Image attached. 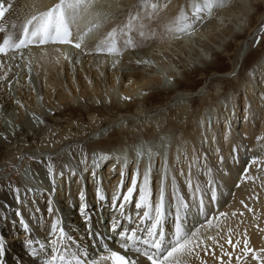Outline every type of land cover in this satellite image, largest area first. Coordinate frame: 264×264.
Returning a JSON list of instances; mask_svg holds the SVG:
<instances>
[{
	"label": "bare ground",
	"instance_id": "6f19581e",
	"mask_svg": "<svg viewBox=\"0 0 264 264\" xmlns=\"http://www.w3.org/2000/svg\"><path fill=\"white\" fill-rule=\"evenodd\" d=\"M122 1L127 6H131L136 0ZM3 2L7 5L8 0H3ZM55 2L56 0H13L12 9L6 13L5 19L9 21L22 20L25 15L32 11L33 6L46 8ZM196 2L202 3V0H171L168 9L163 12L165 15L177 14L180 6H185L191 11V6ZM260 7L264 8V0H232L229 7L215 10L211 17L213 22L225 29H229L231 25L228 24L230 20H227V18L231 17L233 13L238 15L235 30L230 31L231 34H235L234 38L232 37L230 41L216 46L206 42V39L210 40L208 34L206 36V34L197 33L194 40L187 37L184 40L160 41L157 39L150 42V46L147 48L129 50L125 52L120 65L115 69L111 67L112 58L105 55L82 56L81 63L71 66L67 62H62L60 65L47 64L40 67L34 65L32 79L36 87V93H33L25 84L27 70L20 69L23 73V75H20V83L25 84V87L16 90L15 98H18L25 105L28 112H34L43 119L56 117V112L59 116H65L66 113L73 116L76 111L78 113L82 111L79 105L89 100L91 105L85 111V114L89 116L91 121L106 117L104 119L106 122L104 125L96 126L94 131L85 135L86 137H79L84 143H70L67 139L63 145L48 146L52 138L50 132H48L44 135V143L38 145L33 135V129L38 127L31 125L30 117L24 109H19L13 103L6 89L0 91V105H3L9 112L6 120H12L15 124L21 125L24 132L23 138L19 135L12 137L7 125H5L6 128L1 126L3 128L0 127V133L9 136L11 142L9 143L4 140L3 136H0V150L6 144L9 147L16 146L19 148L22 147V142L33 141V146H25L27 150V153L24 154L26 156L25 160L29 161L30 156L36 157L32 160L31 172L37 179L41 180L47 190L40 188L39 185L37 189L32 188L30 186L32 183L28 181L23 185L19 184L17 187L21 189L20 196L24 200L23 204H17L15 193L9 189H6L2 196L0 195V239H3L5 243V264H32L24 247V239L28 234L23 231L19 224V217L16 215L10 216V214L13 215L19 210L33 230L31 236L34 239L46 242L51 223V217L48 215V199L50 196L53 201L54 214L61 218L62 226L78 243L93 249L90 236H93L95 232L104 234L107 231L106 225L112 212L108 209L99 210L91 176L85 173L83 179L77 181L76 178H73L71 183L67 180L60 183L58 178L57 190L52 193V185L46 168L47 157L52 158L56 170L59 171L66 163L75 165L78 159V149L81 147L87 150L89 155H91L92 149L112 154H122L127 150L129 162L124 177V190H126V187L131 183V175L137 168L134 162L135 156L132 145L141 141H148L155 148L160 143L162 136L171 137L170 160L173 158L177 146L181 150L186 148L190 155L193 148H195L198 152L207 154L210 164L215 166L216 156L213 149H220L221 155L225 157L227 162L228 175L225 176L221 172L215 178L224 183L226 191L235 193V198L232 195L224 198L231 203V208L222 210L229 212L237 210L244 213L243 217L233 218L223 226L233 229L238 228L240 233L247 231L250 245L252 235L258 234L259 243L264 247V232L260 231L261 228H264V167L259 170L255 167H252V170L249 168V174L252 172L250 175L254 178L245 180L241 183L239 189L235 188V184L240 182L239 177L243 174V168L247 166L249 161L245 162L241 157L240 151L243 152V144L246 143V147L253 154V157L264 156V146H262L264 141H257V137L264 135V106L261 105L259 99L261 92L264 91V84L259 83V73L256 74L255 80L248 85H245L244 80L239 78L242 77L245 69L255 67L264 58V51L255 53L254 45L246 44L248 38L259 27L254 25L256 19L260 16H263L261 17L262 20L264 19V9L261 12ZM171 19L173 18H169V21ZM90 40L89 46L91 47L95 43V37L90 38ZM188 43L190 44L188 45ZM234 45L240 48L239 58L234 62L231 69L222 70L227 60L234 55ZM188 47H190L193 54L186 52ZM75 51V49H70V54ZM142 58L154 61L156 66H137L135 61ZM129 61L132 62L129 63ZM92 67L95 70H92ZM233 71H236L237 76L233 77V81L230 82L231 87L220 88L221 95L219 92V94L216 93L213 87L221 82L220 79L225 78L227 80V78L232 77L230 74ZM163 73H167L168 76L174 78L176 87L165 85ZM117 79L119 82H117ZM129 80L133 82L129 84ZM208 80L211 81L210 87L206 85ZM89 81H91V84ZM155 86L161 87L162 93L157 94L153 90L150 92ZM142 92H147L148 95H141ZM122 95L132 97L131 101H121L120 97ZM38 96L43 97L42 103L38 100ZM158 96H162L163 100H158ZM97 99L103 103H106L105 100L108 99L110 103H106L107 106H101L96 111L95 106L97 104L95 101ZM194 100L202 102L201 110L197 113L195 120L193 118V123L189 124L188 120H185L181 124L182 114ZM206 103L208 106H206ZM246 104L250 105V118L247 121L244 118ZM163 117H169V122L166 125L158 124ZM209 117L212 118L210 131L201 127V122H207ZM226 121L231 123V133L227 140L224 139V134L227 131ZM137 123H139V126H137ZM116 125H120V127H116ZM180 125V131L178 132ZM131 129L136 130V132L138 129V139L130 140V135L134 136L136 134L134 132L130 133ZM105 130H108L107 135L104 134ZM157 134L158 137L155 138ZM213 135L216 136L215 144L211 142ZM205 136H207L208 142L202 144L201 140ZM178 137L181 139H177ZM234 144L239 145L242 149L236 153L239 163L235 165L228 159ZM59 153L61 155L57 157ZM69 153L72 155L70 156ZM122 163V160L117 163L113 158L104 162L98 170L109 202L113 191L120 182ZM146 166L147 160H141L139 163L141 179ZM159 169L160 161L157 159L153 166L154 181L159 176ZM185 172H187V167H185ZM193 175H196L195 169H193ZM198 178L202 184L206 183L207 178L202 174ZM255 179L256 182H254ZM180 183L183 185L182 178ZM81 187L85 190L88 205L87 212L91 216V235L85 223V218L79 211L78 189ZM28 188H32L34 191L29 192L27 191ZM184 194H187L186 187H184ZM253 196L256 198L252 199ZM241 200H244L248 207L253 208V212L249 213L244 204L240 203ZM130 208L134 211V206H130ZM15 217L18 220H14L13 223ZM254 217L257 218L254 220ZM241 220H243V223H241ZM105 242L115 250L125 254L112 240L106 239ZM96 243L99 244L98 241ZM225 247L228 248L229 246L225 244ZM229 250L231 249L229 248ZM97 251L99 250L97 249ZM212 251L218 250H210L207 256L201 253V256L208 264H218L211 258ZM132 256L134 259L136 258L135 254H132ZM191 264H199V262L192 259Z\"/></svg>",
	"mask_w": 264,
	"mask_h": 264
},
{
	"label": "snow or ice",
	"instance_id": "6c2138e0",
	"mask_svg": "<svg viewBox=\"0 0 264 264\" xmlns=\"http://www.w3.org/2000/svg\"><path fill=\"white\" fill-rule=\"evenodd\" d=\"M170 2L171 0H137L124 13V19L117 21L113 9L122 7L120 0H56L46 8L33 6L32 11L22 20L9 21L5 16L12 9L13 0H8L7 5L0 0V91L7 88L13 103L19 109H24L30 117L32 126H44L45 120L41 116L28 112L25 105L15 98V90L24 88L25 84L36 93L32 79L34 65H60L62 62L73 65L81 63L82 56L105 55L112 58L111 67L115 69L120 65L125 52L147 48L154 40H182L186 37L194 40L199 28L213 16L214 11L229 7L232 0H202V3H194L191 11L185 6H180L171 21L157 24L160 12L168 9ZM92 37H95V43L90 47L89 40ZM262 38L264 25H261L256 36V44H259ZM70 49L76 51L70 54ZM135 64L156 66L154 61L147 58L137 59ZM14 67L27 70L25 84L20 83L19 72L13 73ZM257 73L260 75L259 83L264 84V58L255 67L245 69L239 78L248 85L255 80ZM230 75L236 77L237 73L233 71ZM163 78L166 86L176 87L173 77L163 73ZM132 82L128 81L129 84ZM89 83L91 84V81ZM141 95L148 93L142 92ZM120 99L131 101L132 97L122 95ZM259 99L264 106V91ZM38 100L42 103L43 97L38 96ZM105 102L110 103V100L106 99ZM95 103L99 105L101 101L97 99ZM2 112L0 106V115ZM244 118L245 121L250 118V105L245 106ZM6 125L12 137L19 135L23 138L21 125L12 120H6ZM201 127L210 131L212 118L209 117L207 122L202 121ZM226 127L225 140L231 133L230 121H226ZM104 134L107 135L108 130H105ZM0 136L11 142L9 136L4 133H0ZM257 141H264V135L257 137ZM207 142V136L202 138V144ZM211 142L216 143L215 135L212 136ZM170 148V136H162L155 148L148 141L132 145L137 168L131 175V183L126 190L124 177L129 162L127 150L122 154H112L92 149L89 155L88 151L81 147L78 149L75 165L66 163L59 171L56 170L52 158L47 157L46 168L52 193L57 190L58 178L60 183L65 180L71 183L73 178L79 181L88 173L94 183L99 210L108 209L112 215L106 225V233L95 234L100 243L89 249L78 243L62 226L61 218L54 214L51 196L48 199L51 223L46 242L31 236L32 228L17 210L15 215L19 217V224L28 234L24 239V247L32 264H191L192 259L199 264H208L201 253L207 256L213 249L218 251H212L211 258L218 264H264V248L257 250L250 247L247 231L240 233L238 228L223 226L233 218L243 217L244 213L222 210L231 208V203L224 198L229 195L235 198V193L226 191L224 183L215 178L221 172L225 176L228 175L227 162L220 149H213L216 161L215 166H212L208 155L198 152L195 148L190 155L186 148L181 150L177 146L170 160ZM240 150L242 149L239 145L232 146L228 159L234 165L239 163L236 153ZM113 158L117 163L121 160L123 163L120 168V182L109 202L98 170L104 162ZM29 159L34 160L36 157L30 156ZM143 159L147 160V166L141 179L139 163ZM157 159L160 161V169L159 176L154 181L153 166ZM251 167L258 170L264 167V156L252 157L247 162L235 188L239 189L245 180L253 179L249 174ZM201 174L207 178L206 183L202 184L198 178ZM28 175L30 172L26 169L25 179ZM181 178L183 185L180 183ZM184 187L187 188V194H184ZM8 188L15 193L17 204H23L21 189L11 184ZM27 191L34 190L28 188ZM78 195L79 211L85 218L91 235V216L87 212L88 205L83 187L78 189ZM240 203L244 204L249 213L253 212V208L248 207L244 200ZM130 206H134V211ZM256 218L254 217V220ZM260 231L264 232V228ZM105 236L125 254L106 243ZM225 244L229 247L226 248ZM5 251L4 240L0 239V264H5ZM132 254H135V259Z\"/></svg>",
	"mask_w": 264,
	"mask_h": 264
},
{
	"label": "rangeland",
	"instance_id": "374dc122",
	"mask_svg": "<svg viewBox=\"0 0 264 264\" xmlns=\"http://www.w3.org/2000/svg\"><path fill=\"white\" fill-rule=\"evenodd\" d=\"M136 2H137V0L134 2V4ZM120 4L122 6L120 9H118V10L113 9V11L116 12L117 21L124 19V13L130 7V6H127L124 3V1H122V0H120ZM263 9L264 8L260 7L261 12L263 11ZM163 14H164V12L161 11L159 14L158 20H157V24L167 23V22H169V18H174L177 15V14H170V15H165V14L163 15ZM261 17H263V16H260L259 18H257L258 20L256 19V21L254 22L255 26H259L257 31L252 36H250L246 42L247 45H251V44L255 45V47H254L255 53H261L262 51H264V38L261 39L259 44H256V36L259 33V29H260L261 25H264V19L262 20ZM227 20H230L228 22V24L229 25L231 24L229 29L223 28L222 26L214 23L212 18H209L199 28L197 33L204 34V35L206 34V36L208 34L210 37V40L206 39V42H209L210 45H214V46L219 45V44L226 42V41H230L232 39V37L234 38V35H235L233 33L231 34V32L233 30H235V23L237 24L238 15L233 13L231 17L227 18ZM90 41L91 40H89V42ZM189 44L190 43H188V45ZM236 46L237 45H234V47H235L234 48V55H232L229 58V60H227V62L225 63L222 70L231 69L233 67L234 62L238 60V58H239L238 54H239L240 48H239V46H237V47ZM186 50L185 51L188 54H190V53L193 54V52H191L190 47H188ZM188 50H189V52H188ZM92 70H95V68L92 67ZM15 72H19L20 75H23V73L20 71V69H17L14 67L13 73H15ZM220 81L221 82H219L213 88L216 90V93L219 92L221 95V93H222L221 89L222 88L231 87L230 82L233 81V77H229V78H227V80L225 78L220 79ZM210 83H211V81L208 80L206 85L208 87H210ZM5 89L7 90L6 87H5ZM161 89H162L161 87L155 86L151 89L150 92H152V90H153L158 94L159 92H161ZM15 94H16V90H15ZM212 98H215V97H212ZM158 100H163V97L158 96ZM90 105H91L90 101L86 100L85 102H82L79 105V108L82 110L80 113H78V111H76L75 115H73V116H70V113H66L65 116H59L58 112H56L55 113L56 117L44 119L45 120L44 126H40L38 128L33 129V135L35 137V140H37L38 145H40V143H44V139H45L44 135H46L48 132H50L51 137H52L51 142L48 146L52 145V147H53L54 144L63 145L64 143H66L65 141H67V139H69L70 143H74V142H78V143L80 142V144L84 143V141L81 140L79 137H81V136L86 137L85 135L90 134L92 131H94L96 126H98L100 124L104 125V123L106 122L104 120L106 117L98 118V119L96 118L97 120L95 119V120L91 121L89 116H87V114H85V111L90 108ZM0 106H2V109L4 108L2 115H0V127L4 126L6 128V126H5L6 125V118L8 117L7 113H9V112H7L8 110L5 107H3V105H0ZM101 106H107V105H106V103L101 102L99 105L95 106L96 111H98L101 108ZM189 106L190 107L184 112V114H182V118L180 121L181 124H183L185 120H188L189 124L193 123V121L195 120V118L197 116V113L202 108V102L200 100H196V101L194 100L189 104ZM206 106H208V104ZM193 118H194V120H193ZM169 120H170L169 117H166V118L163 117L162 119L159 120L158 124L166 125L169 122ZM1 121H2V123H1ZM73 126H75V127H73ZM137 126H139V123H137ZM180 127H181V125L178 128V132L180 131ZM1 128H3V127H1ZM133 132H134V134L135 133L136 134L134 136L130 135V140H132V141L138 139V137H139L138 129H137V132H136V130L134 131L131 129L130 133H133ZM53 133H54V135H53ZM27 135H28V133H27ZM28 136H30V134ZM157 137H158V134L156 135L155 138H157ZM33 144H34L33 141L32 142L29 141V142H25V143L22 142V147H19V148L16 146L15 147L14 146L9 147L7 144L1 148V150H0V153H1L0 154V163H1L0 164V172H1L0 179L2 178L0 180V195L1 196L6 191V189H9L8 185L11 184V185H14L15 187H17L19 184L20 185L25 184L26 181H28L29 183L30 182L32 183V184H30V186H32V188L37 189L40 186V188H43L45 191H47L46 186L44 184H42L41 180L37 179V177L35 175H33L31 172V167L33 165V161L32 160H29V161L25 160L26 156L24 154L27 153V150L25 148L28 146H33ZM74 145H76V144H74ZM243 146H244L242 148L243 152L242 151H240V152H241V157L246 162L247 160H250L253 157V154L250 153V150L248 149V147H246V143H245V145L243 144ZM45 148H46V146H45ZM14 149H16V150H14ZM60 155H61V153H59L57 155V157ZM18 157H23V159H18ZM237 159H238V157H237ZM26 169H28L30 172V175H28L27 179H25V176H24ZM250 169L252 170V167ZM251 173L252 172H250V174ZM254 182H256V179L254 180ZM34 186H36V187H34ZM10 216H15V214H13V215L10 214ZM14 220H18V218H16V217L13 218V223L15 222ZM96 233L97 232H95L93 234V236L92 235L90 236V242L92 243L93 247L95 245H97L96 241H98V243H100V240L97 239L95 236ZM106 239H105V241H106ZM250 241H251L250 247H252L253 249L258 250L260 248H264L259 243L258 234H253L252 237L250 238Z\"/></svg>",
	"mask_w": 264,
	"mask_h": 264
}]
</instances>
